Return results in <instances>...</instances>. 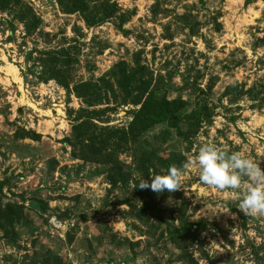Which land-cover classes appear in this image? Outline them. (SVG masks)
Listing matches in <instances>:
<instances>
[{
    "label": "rangeland",
    "instance_id": "rangeland-1",
    "mask_svg": "<svg viewBox=\"0 0 264 264\" xmlns=\"http://www.w3.org/2000/svg\"><path fill=\"white\" fill-rule=\"evenodd\" d=\"M157 2L160 8L154 17L152 8ZM33 4L46 32L72 38L73 25L83 28L86 46L82 61L94 67V78L118 62L130 63L137 55L155 77L176 68L179 73L168 86L167 97L192 98L188 111L200 94L183 90L181 76L189 72L192 82L198 74L203 75L197 82L203 91L217 78L206 97L214 112L212 122L200 129L188 151L185 144L180 148L184 165L202 146L212 144L226 153L239 152L258 161L264 170L262 0H121L123 10L135 11L124 27L127 36L117 32L112 23L86 30L76 17L61 15L53 0H34ZM186 8H191L199 26L198 35L190 39L188 30L180 32L176 23ZM214 14H219L218 32L211 20ZM165 27H169L172 41L165 39ZM166 62L172 66L165 68ZM21 68L24 65L16 47L0 37V183L7 199L23 205L29 218L28 226L18 228L17 246L0 240V264H19L24 256L47 250L58 254L55 264H83L89 242L96 252L84 264H188L187 253L160 237L165 223L179 225V210L186 212L190 223L203 225L198 242L187 250L197 264H264V216L247 215L239 209L244 188L218 190L202 184L195 165L189 166L183 187L172 193L164 191V199L163 193L156 196L155 207L165 221L160 226L153 219L146 226L133 218L127 206H117L118 200L132 195V181L128 190L121 184L111 189L103 169L72 159L71 149L63 144L71 129L67 111L78 110L81 102L54 82L25 86ZM81 72L88 78L85 71ZM230 88L236 89L234 95ZM130 109L120 108L111 117L110 126L127 127ZM17 129L33 131L41 140L20 142L30 148L16 151L12 136ZM166 130V126L156 127L146 135L150 149L169 153L175 136L169 130V137ZM121 160L130 163L129 155ZM243 182L245 186L251 183L247 178ZM33 195L48 201L50 210L60 218L54 217L66 225L63 230L49 225L50 216L37 210L31 202ZM172 209L177 213L170 216ZM111 236H115L112 244ZM122 240L129 244L119 246Z\"/></svg>",
    "mask_w": 264,
    "mask_h": 264
},
{
    "label": "trees",
    "instance_id": "trees-1",
    "mask_svg": "<svg viewBox=\"0 0 264 264\" xmlns=\"http://www.w3.org/2000/svg\"><path fill=\"white\" fill-rule=\"evenodd\" d=\"M53 1L61 15L76 17L86 30L112 23L122 36L128 35L124 27L135 13L134 10H123L119 5L121 0ZM33 2L34 0H0V37L5 44L14 45L18 57L22 58L24 68L20 71L24 85L35 87L54 82L66 94L74 95L81 102L78 110L67 111L71 129L63 144L71 149L72 159L103 169L113 190L118 184L128 190V184L132 181V195L118 200L116 205L127 206L133 218L146 226L151 219L160 226L165 221L161 218V210L155 207L158 193L151 189L142 190L137 184L142 179L151 183L149 176L167 174L171 167L183 168L185 158L180 148L185 144L188 151L200 129L212 122L214 112L208 106L206 97L218 79H212L206 91H203L197 83L203 75L198 74L192 82L189 72L181 76L183 90L190 89L200 94L199 100L188 111L187 106L192 98L184 101L180 96L172 100L167 97L168 86L179 73L176 68L167 71L164 76L159 74L155 77L147 66L142 65L137 55L130 63L118 62L107 73L94 78V67L82 61V52L86 46L83 28L73 25L72 38L63 33L46 32L42 17L34 8ZM159 8V2L155 3L152 8L154 17L159 13ZM190 9L186 8L184 14L176 17V23L180 24L179 31L188 30V39L197 36L199 31ZM218 19L219 14H214L211 18L217 32L221 30ZM164 29L167 33L165 39L172 41L169 27ZM170 66L172 63L166 62L165 68ZM82 70L88 78L82 74ZM231 89L233 88L228 89L229 93L234 95L236 89ZM120 108H131L127 112L131 116V122L123 128L110 126L111 117ZM164 126L173 131L175 136L174 141L170 140V151L166 154L150 149V143L145 139L156 127ZM166 134L170 137L172 133L169 131ZM25 140L39 142L41 136L33 131L17 129L12 136L16 151L25 148L19 144ZM28 148L30 146L25 149ZM124 155H129V164L121 160ZM132 175H136V178H132ZM33 197L31 202L42 215L60 218L56 211L53 213L50 210L48 201H42L38 195ZM162 198H165L164 192ZM174 213H177L175 209L169 211L170 216ZM185 213L179 210L178 226L165 223L166 227L160 228V237H166L163 239L175 249L187 253L188 264H197L187 250L198 242L199 230L203 225L190 223ZM28 225L29 218L24 206L8 200L4 194V186L0 183V240L9 246H17L20 236L18 228ZM153 227L155 225L151 226ZM114 242L115 236H111L110 244ZM126 244H129L127 240L118 243L119 246ZM95 252L96 247L89 242L82 263H87ZM57 260L58 254L47 250L43 254L24 256L19 264H55Z\"/></svg>",
    "mask_w": 264,
    "mask_h": 264
},
{
    "label": "clouds",
    "instance_id": "clouds-1",
    "mask_svg": "<svg viewBox=\"0 0 264 264\" xmlns=\"http://www.w3.org/2000/svg\"><path fill=\"white\" fill-rule=\"evenodd\" d=\"M195 165L200 182L218 190H239L244 188V196L239 209L247 215L264 216V170L254 161L239 152L226 153L215 145L202 146L194 159L183 168L171 167L167 174L151 175V183L142 179L137 187L151 189L155 193L175 192L183 187L184 176L189 166ZM244 178L250 181L244 185Z\"/></svg>",
    "mask_w": 264,
    "mask_h": 264
},
{
    "label": "built area",
    "instance_id": "built-area-1",
    "mask_svg": "<svg viewBox=\"0 0 264 264\" xmlns=\"http://www.w3.org/2000/svg\"><path fill=\"white\" fill-rule=\"evenodd\" d=\"M48 223L56 230H63L66 226L62 222H59L56 217L49 218ZM120 264H125V263H120Z\"/></svg>",
    "mask_w": 264,
    "mask_h": 264
}]
</instances>
